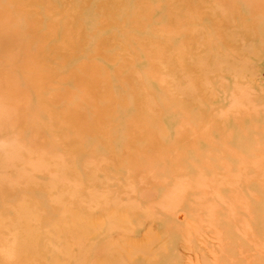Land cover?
Masks as SVG:
<instances>
[{"label":"rangeland","instance_id":"1","mask_svg":"<svg viewBox=\"0 0 264 264\" xmlns=\"http://www.w3.org/2000/svg\"><path fill=\"white\" fill-rule=\"evenodd\" d=\"M0 264H264V0H0Z\"/></svg>","mask_w":264,"mask_h":264},{"label":"bare ground","instance_id":"2","mask_svg":"<svg viewBox=\"0 0 264 264\" xmlns=\"http://www.w3.org/2000/svg\"><path fill=\"white\" fill-rule=\"evenodd\" d=\"M20 74H21V73H20ZM16 107H17V106H16ZM16 107H15V108H16ZM13 115H14V114H13ZM39 131H40V130H39ZM40 133H41V132H40ZM38 134H39V132H38Z\"/></svg>","mask_w":264,"mask_h":264}]
</instances>
